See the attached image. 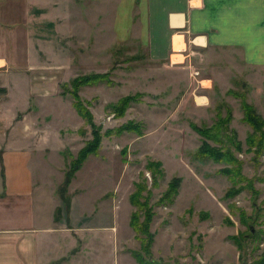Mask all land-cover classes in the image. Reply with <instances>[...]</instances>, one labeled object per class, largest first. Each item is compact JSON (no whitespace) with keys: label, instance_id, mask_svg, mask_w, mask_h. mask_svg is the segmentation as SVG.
I'll return each mask as SVG.
<instances>
[{"label":"rangeland","instance_id":"obj_1","mask_svg":"<svg viewBox=\"0 0 264 264\" xmlns=\"http://www.w3.org/2000/svg\"><path fill=\"white\" fill-rule=\"evenodd\" d=\"M41 1L0 0V144L35 146L37 171L56 183L63 241L43 264H264V127L244 113L248 103L264 120V78L247 77L234 51L189 44L186 59L161 65L131 40L116 45L114 3ZM68 10L74 30L35 29ZM36 74L46 87L37 99ZM86 75L94 81L71 86ZM129 123L138 130L121 129ZM94 129L96 150L69 178ZM202 142L219 158L200 154Z\"/></svg>","mask_w":264,"mask_h":264},{"label":"crops","instance_id":"obj_2","mask_svg":"<svg viewBox=\"0 0 264 264\" xmlns=\"http://www.w3.org/2000/svg\"><path fill=\"white\" fill-rule=\"evenodd\" d=\"M51 1L56 2L39 3ZM75 1L116 4L109 18L113 41L124 45L131 40L151 58L163 61L161 65H169L173 56L186 59V50L192 44L200 50L222 51L225 57L234 51L247 77L264 78V0ZM62 16L35 22V29L54 27L56 21L58 28L65 26L70 30L75 26L69 10ZM86 18V14L82 15L78 22L81 24ZM35 37L50 38L36 32ZM67 40H71L70 36ZM37 79L44 80L39 74L35 75V81ZM41 80L33 86L36 99L46 89ZM33 148L35 146L28 142L0 144V264H43L47 257L60 250L63 241L58 235L63 219L55 220L59 206L56 183L49 179L46 171L42 174L37 171L39 163L33 161ZM70 215L73 216V204Z\"/></svg>","mask_w":264,"mask_h":264},{"label":"trees","instance_id":"obj_3","mask_svg":"<svg viewBox=\"0 0 264 264\" xmlns=\"http://www.w3.org/2000/svg\"><path fill=\"white\" fill-rule=\"evenodd\" d=\"M93 79L94 78L92 76L86 75V76H82L80 78H76L74 81H72V82L70 81V83H71V86L72 87H76L77 85H79L81 83L89 82V81H94ZM1 89H3V88H1ZM74 99H75L74 106L77 109V112L79 113V115L81 117H83L85 119V121L88 122L91 126H93L94 124L92 122V118H91L90 113L79 102L78 97L76 95H75ZM129 99H130V95L125 96V97H122L120 103L119 102H118L119 104L117 103L118 106L121 107V109H123L125 106H127V102L129 101ZM116 105H115V107H116ZM122 113L123 112H121L119 115H121ZM244 113H245V119H246V121H248L251 124V126H252L253 129H255V130H261L262 126L264 127V120H262L260 114L256 113L255 110L252 108V106L250 104H248V103H245L244 104ZM121 129H126V130H129V131H137L138 130V126L135 125V124L129 123L127 125H124ZM93 135H94V139L91 140V141H89V142H86L85 145L83 146V148H81L79 150L78 156L73 161V163L71 165V170L67 174V176H69V178L71 177L72 172L74 170H77L81 166L82 162L87 157V155L93 153V151L96 150L97 143H98V139H99L97 130H95V129L93 130ZM209 146L210 145L207 142H202L201 145L199 146L198 152L200 154H202V155H211L214 159L219 158V156H218V150H214V149L211 150V149H209ZM160 165H161V162L160 161H151L149 163V167L150 168L151 167L152 168L153 167L159 168L158 166H160ZM155 171H157L158 173H161L160 168L159 169H156ZM153 180H155V177H153ZM179 180L180 179L177 178V177L172 178V180L170 181V188H169L167 194L175 193L176 192V189H177ZM65 181L67 182L68 181V178H66ZM141 190H142V188H139L138 190H136L135 192H133L131 195L134 197V196L138 195V193ZM61 201H63L64 205H62V206L65 208V211L68 213L70 211V206H69V202L67 200V197L64 198L63 196H61ZM135 203L136 204H139V202H137V201H135ZM61 211H62L61 207H58L57 206V208L55 210V220L56 221H58L60 219V217H61ZM134 213L131 215L130 223L134 227V229H135V231L137 233H143L140 227L139 228H136L135 225H134V217L136 218V216H135ZM145 226L146 225H144V227Z\"/></svg>","mask_w":264,"mask_h":264}]
</instances>
